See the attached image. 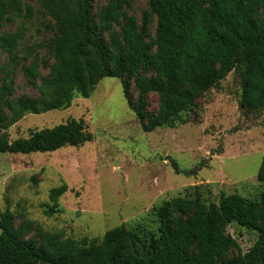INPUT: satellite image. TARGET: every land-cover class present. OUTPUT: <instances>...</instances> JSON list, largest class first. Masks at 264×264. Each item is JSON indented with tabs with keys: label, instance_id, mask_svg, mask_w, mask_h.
Instances as JSON below:
<instances>
[{
	"label": "trees",
	"instance_id": "trees-1",
	"mask_svg": "<svg viewBox=\"0 0 264 264\" xmlns=\"http://www.w3.org/2000/svg\"><path fill=\"white\" fill-rule=\"evenodd\" d=\"M141 23L123 0L94 11L92 0H0V154L54 152L93 140L83 119L31 130L10 140L9 129L29 114L67 110L75 98H89L105 78L119 79L126 100L146 133L176 128L195 101L233 71L240 78V107L264 112V0H147ZM53 21L54 37L24 47L35 5ZM155 21V36L149 25ZM20 21L15 32L2 29ZM39 49H46L43 57ZM29 64L26 65L25 63ZM38 96H16V69ZM49 70L43 76L41 70ZM132 84L137 98L132 103ZM158 110L149 112V95ZM254 199L219 195L207 205L199 191L153 207L158 228L147 232L120 225L89 244L60 234L31 236L33 222L15 224L0 214V264H264V167ZM63 184L50 191L45 214L61 213ZM237 224L257 233L245 254L228 233ZM233 249L239 252L232 256Z\"/></svg>",
	"mask_w": 264,
	"mask_h": 264
},
{
	"label": "rangeland",
	"instance_id": "rangeland-1",
	"mask_svg": "<svg viewBox=\"0 0 264 264\" xmlns=\"http://www.w3.org/2000/svg\"><path fill=\"white\" fill-rule=\"evenodd\" d=\"M123 1L126 13L141 23L149 10L147 0ZM108 2L92 0L94 11ZM35 11L24 47L47 43L55 35L47 28L53 24L51 18L36 5ZM19 25L20 21L8 24L2 31L15 32ZM149 32L155 36L154 20ZM38 52L49 57L46 49ZM6 58L1 54L0 64ZM41 73L46 76L49 70ZM15 86L16 96L39 94L27 84L21 66L16 69ZM136 96L132 84V103ZM240 99V78L233 71L216 88L202 93L176 128L146 133L124 96L121 81L105 78L91 97L75 98L67 110L29 114L9 129L11 141L70 119H83L93 140L54 152L0 154V214L10 210L16 225L33 222L31 236L60 234L89 244L120 225L156 231L153 207L187 194L193 198L196 189L207 205L217 204L221 193L254 199L260 191L258 174L264 167V112L248 113L240 107ZM147 110H158L155 94L149 95ZM170 159L180 171L194 174H177ZM63 184L68 190L59 200L62 212L46 215L47 206L52 205L50 191ZM227 230L243 254L258 239L256 232L234 223ZM238 252L233 249L231 255Z\"/></svg>",
	"mask_w": 264,
	"mask_h": 264
},
{
	"label": "water",
	"instance_id": "water-1",
	"mask_svg": "<svg viewBox=\"0 0 264 264\" xmlns=\"http://www.w3.org/2000/svg\"><path fill=\"white\" fill-rule=\"evenodd\" d=\"M170 164H171L172 167L176 170V173H177V174H185L186 176H187V175H192V174H194V172L189 173V172H182V171H180L179 168H178L177 163H176L175 160H173V159H170Z\"/></svg>",
	"mask_w": 264,
	"mask_h": 264
}]
</instances>
